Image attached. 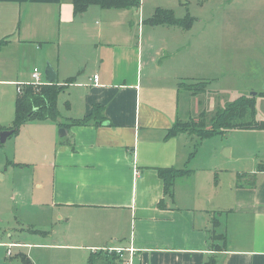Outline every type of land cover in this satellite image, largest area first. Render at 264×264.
<instances>
[{"label": "crops", "instance_id": "1", "mask_svg": "<svg viewBox=\"0 0 264 264\" xmlns=\"http://www.w3.org/2000/svg\"><path fill=\"white\" fill-rule=\"evenodd\" d=\"M215 4L224 12L237 14L264 11V0H216ZM16 10L35 30H51L58 21L73 29L70 38L77 37L73 60L68 62L60 52L61 62L56 69L52 67L54 82L63 86L57 98L60 118L42 121L49 123L51 153L35 170L41 173L31 179V194L26 196L20 190V198L27 201L25 207L41 214L47 223H61L69 247L88 250L91 255L103 252L111 259L100 258L104 263L100 260L98 264H121L118 256L105 251L108 248L136 250L138 258L133 264H206L209 260L216 264H264V167L260 171L235 168L238 176L251 175L252 181L235 187L239 214H234L236 208L230 209L225 213L227 219L221 221L220 212L210 214L198 203L203 200L192 178L196 169L190 167L191 136L181 132L167 135L175 122L200 112L199 94L184 92L181 83L201 79L206 94L215 93L210 81L216 67L224 69L227 45L223 42L213 67V46L192 41L183 44V34L189 30L181 25H159L145 33L142 19L137 38L131 41L126 32L124 41L111 43L109 37L116 32L106 21L101 25L94 22L95 27L91 21L84 22L107 17L104 11L111 9L91 6L79 17L74 16L70 0H0V25L13 23ZM160 31L164 38H155ZM250 38L253 41H244L240 47L249 52L248 59L255 65L264 56L256 54L253 47L264 40ZM40 79L50 84L44 75ZM260 93L263 95L255 93V99L264 101V91ZM96 106L101 108L96 118L91 117L86 126H71L69 121L90 116ZM34 150L39 151V146ZM228 157L236 163L244 158L250 165L255 161L252 154ZM219 163L208 173L219 170ZM24 166L29 165L21 164ZM159 169L192 173L175 178L172 195L167 196ZM13 220V227L18 225L23 232L24 225ZM13 227L4 232L0 244L18 249L13 252L20 255V249L28 244L21 235L16 237ZM212 230L224 238L219 251L214 250L209 237ZM27 233L32 237L48 232L32 228Z\"/></svg>", "mask_w": 264, "mask_h": 264}, {"label": "rangeland", "instance_id": "2", "mask_svg": "<svg viewBox=\"0 0 264 264\" xmlns=\"http://www.w3.org/2000/svg\"><path fill=\"white\" fill-rule=\"evenodd\" d=\"M215 3L216 0H141L139 8L128 11L111 9L104 11V16L107 17L98 19L90 16L92 19H84V22L90 24L91 21L95 27L94 22L101 25L106 21L116 32L109 37L111 43L124 41L126 32H128V38L133 41L138 36L142 19H145L144 32L146 33L149 28L155 27L149 25L147 20L156 9L171 10L174 17L180 19L186 30H189L183 34V44L192 41L200 46H213L211 53L213 67L224 42L228 47V49L225 47L223 54L224 69L216 67L213 71L212 80H214L210 81L209 86L215 93L210 91V94H206L205 85L199 82L201 79L189 78L181 83V90L184 92L199 94L201 106L200 112L195 114L193 111L195 116L192 118L188 116L190 118H186V121L184 118L181 119L180 128H185L191 120H198L197 115L203 112H205L204 121L209 128V118L217 109H223L240 96H250L251 93L260 96L263 95L260 92L264 91V58L262 62L254 65L248 59L249 52L240 47L244 41H253L250 38L252 36L262 37L264 40V11L243 14H237L235 11L224 12ZM15 19L13 23L0 25V40L9 41L0 49V132L12 127L16 85L18 87L31 85L30 73L34 68L41 75H44L47 64H51L56 69L61 62L58 59L60 52L65 53L68 62L73 60L71 59L73 54H77L74 42L77 37L69 36L73 29L62 24L60 26L56 21L51 30H35L22 21L18 10L15 12ZM151 37L153 38V35ZM155 38H164V36L160 31ZM143 40H147L145 36ZM41 42L42 44L39 45ZM253 51L264 56V42L255 45ZM227 63H230L228 69ZM184 71L186 73V68ZM182 96L181 101L184 103ZM62 99L63 96L60 97V100ZM255 101L256 118L264 119V101L259 97H256ZM183 103L182 108L185 110ZM44 122L30 121L9 136L4 144H0V241L6 237L4 232L14 226L13 219L16 218L24 225L23 232L18 230L20 228L18 225L13 227L18 231H13L16 237L21 235L25 244H28L20 249L22 253L20 255L14 254L19 251L18 249H7L0 244V264H87L91 256L88 250L69 247L67 243L70 241L64 234L61 223L54 225L51 222L47 223L46 218H42L41 214H35L34 211L25 207L27 201L20 198V190L26 196L31 194V179L35 173H41L35 170H39L41 164L45 163L48 153L49 156L51 153V143L48 140L50 127H48L49 123ZM189 143L190 153L193 154L190 167L196 169L192 178L196 180L194 183L198 187V193L200 192L198 197L200 196V200H203L198 203L210 214L220 212L221 221H225L227 219L225 213L230 209L229 212H232L236 208L235 193L238 185L249 184L252 181L251 175L238 176V170L235 171V168L241 166V170L252 167L255 171H260L264 167V132L230 130L202 141L192 135ZM33 144L39 146V151H33ZM237 153L244 157L252 154L255 161L250 165V161L244 158L242 163H236L228 157L230 154L234 156ZM219 162L222 163L221 168L209 174L208 169H211L213 165L220 166ZM21 164L29 166L21 167ZM244 165L247 166L244 167ZM239 212L237 209L234 214L238 215ZM28 226L31 228L28 229ZM32 228L48 233L30 237L27 232ZM212 244L215 251L221 250L222 237L218 234L214 235ZM97 254L104 260L107 258L103 252ZM107 259L111 261L110 258Z\"/></svg>", "mask_w": 264, "mask_h": 264}, {"label": "trees", "instance_id": "3", "mask_svg": "<svg viewBox=\"0 0 264 264\" xmlns=\"http://www.w3.org/2000/svg\"><path fill=\"white\" fill-rule=\"evenodd\" d=\"M70 3L74 16L80 17L91 6H96L102 10H129L139 8L141 0H70ZM147 23L151 26L181 25L184 27L181 20L174 17L173 11L159 8L154 11L151 18L147 20ZM6 44V41L0 40V49ZM21 88V92L15 96L14 121L9 130H13V133H16L21 126L30 121H58L60 115L57 109V98L63 91L62 85L53 82L42 84L38 87L23 85ZM100 110L101 108L96 106L93 108L90 116L69 122L71 126H86L88 120L91 117L96 118ZM255 115V98L241 96L226 105L223 109H217L209 118V128L204 121L205 113H201L198 120H191L185 126L186 129L180 128V125H182L180 122H175L172 128L168 130L167 135L174 136L181 132L189 136L195 135L202 141L214 135L224 134L230 130L264 132V122L258 121ZM59 126H65V124L59 123ZM190 157H193L192 153H190ZM157 173L163 182L164 195L171 196L175 178L190 176L192 172L189 170L159 169ZM214 235L216 233L212 230L209 237L212 238ZM222 241L224 242L223 237ZM100 260L98 254H93L89 257L87 264H98ZM206 264H216V262L209 260Z\"/></svg>", "mask_w": 264, "mask_h": 264}, {"label": "built area", "instance_id": "4", "mask_svg": "<svg viewBox=\"0 0 264 264\" xmlns=\"http://www.w3.org/2000/svg\"><path fill=\"white\" fill-rule=\"evenodd\" d=\"M40 72L34 68L31 72V85H33L34 87H38L40 85H42V81L40 79ZM93 82L94 84H97L98 79L97 76L93 77ZM21 87L17 88V92L20 93L21 92ZM106 252L110 253V254H115L116 256H118L121 264H133L134 260L137 259L138 254L136 252V250H133L132 248H128V249H122V248H108L105 249Z\"/></svg>", "mask_w": 264, "mask_h": 264}, {"label": "water", "instance_id": "5", "mask_svg": "<svg viewBox=\"0 0 264 264\" xmlns=\"http://www.w3.org/2000/svg\"><path fill=\"white\" fill-rule=\"evenodd\" d=\"M44 76L45 80L48 83H53L56 79V74L50 64H47L44 69ZM251 96H255V93H252ZM62 132H64L63 129H61ZM13 134V130H6L0 132V144H4L6 139Z\"/></svg>", "mask_w": 264, "mask_h": 264}]
</instances>
